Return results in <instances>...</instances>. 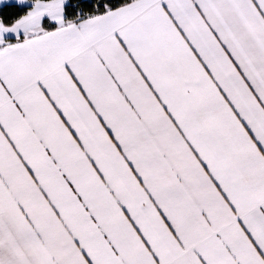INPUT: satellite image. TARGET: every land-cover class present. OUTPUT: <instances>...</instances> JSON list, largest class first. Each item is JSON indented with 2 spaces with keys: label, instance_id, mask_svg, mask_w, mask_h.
Wrapping results in <instances>:
<instances>
[{
  "label": "snow or ice",
  "instance_id": "1",
  "mask_svg": "<svg viewBox=\"0 0 264 264\" xmlns=\"http://www.w3.org/2000/svg\"><path fill=\"white\" fill-rule=\"evenodd\" d=\"M0 264H264V0H0Z\"/></svg>",
  "mask_w": 264,
  "mask_h": 264
}]
</instances>
